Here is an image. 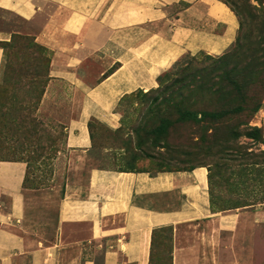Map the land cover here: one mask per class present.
Returning a JSON list of instances; mask_svg holds the SVG:
<instances>
[{"label": "crops", "instance_id": "0c3cea01", "mask_svg": "<svg viewBox=\"0 0 264 264\" xmlns=\"http://www.w3.org/2000/svg\"><path fill=\"white\" fill-rule=\"evenodd\" d=\"M0 9L25 21L47 50V90L63 83L77 97L65 145L84 157L90 122L116 130L124 97L156 88L185 54H223L238 31L218 0H0ZM9 38L0 31V42ZM2 58L0 49V72ZM25 176L24 162L0 161V264H150L159 252L170 264H222V248L246 224L264 229V204L243 213L212 209L203 167H92L85 186L68 179L56 199L55 189L24 186ZM168 229L170 239L153 236Z\"/></svg>", "mask_w": 264, "mask_h": 264}, {"label": "rangeland", "instance_id": "374dc122", "mask_svg": "<svg viewBox=\"0 0 264 264\" xmlns=\"http://www.w3.org/2000/svg\"><path fill=\"white\" fill-rule=\"evenodd\" d=\"M248 1L264 14V0ZM0 31L11 35L3 41L9 43L4 46L3 62L9 64L11 71L5 77L2 69L0 72V150L2 156L25 163L24 186L55 189L56 199L60 186L68 179L85 186L87 171L92 167L155 172L203 166L210 177L209 200L215 211L236 208L243 213L248 211L246 207L264 204V121L260 123L264 99L251 120L245 113L233 120L224 118L219 124L211 120L198 123L194 118L176 113L161 114L159 118V112L148 108L144 100L145 93L151 89L138 90L118 104L120 126L116 130L91 123L92 148L84 157L70 152L65 145V127L70 119L78 116V99L68 94L70 88L63 83L47 90L45 57L48 53H36L28 46L31 41H13L15 37L31 39L30 28L22 19L1 9ZM223 54H185L164 73L170 72L179 61L186 63L194 57L198 63L211 68L214 65L211 59ZM42 91L43 99L38 101ZM190 110L211 116L222 107L207 100ZM160 120L169 123L162 132H158ZM250 127L261 130L262 141L245 136ZM200 134L203 141L198 140ZM257 212L261 213V209ZM245 226L242 236L230 243L231 247L222 248V264H264L263 226L256 230H249L248 224ZM157 236L165 239L168 233L162 231ZM223 238L225 242L227 239ZM163 248L168 249L166 240L161 241V251ZM166 257V253L159 252L155 258H164L165 264ZM156 260L153 264H157Z\"/></svg>", "mask_w": 264, "mask_h": 264}, {"label": "trees", "instance_id": "16d2710c", "mask_svg": "<svg viewBox=\"0 0 264 264\" xmlns=\"http://www.w3.org/2000/svg\"><path fill=\"white\" fill-rule=\"evenodd\" d=\"M218 1L223 3L234 14L238 21V31L234 42L227 49L228 51L226 50L227 52L221 57L211 59V61L214 62V65H212L211 68L204 66L203 63H198L195 59L196 57H194L186 63H183V60L179 61L170 72L163 73L157 78V87L145 93L144 100L146 105L148 104V108L152 107V111L159 112V118H161L162 115L167 116L176 113L177 115L186 116L187 118H194L198 123L211 120L217 121L219 124L224 118H231L229 120H233L235 117L242 116V114L245 113H248L247 116L251 120V118L263 106L264 14L252 6L248 0ZM255 1L261 3V1L258 0ZM30 38L31 39L26 37H15L13 41H16L17 39H24L27 40V42L31 41V45L28 44V46L36 53L39 55L48 53L44 47L34 43L35 41L33 37ZM4 46H9V43L3 41L0 42L2 53L4 51ZM206 57L210 60L208 56ZM45 58V77L48 81L49 58L48 56ZM30 68H33V64L30 65ZM1 69L4 77L5 73L11 71L9 64L6 61L3 62V58ZM112 70H114V68H112ZM250 90L252 91L249 93ZM245 91L247 92L244 93ZM43 92L44 91L38 96V101L41 100ZM207 100L219 105L222 107V110L213 113L211 116L207 115L205 112L190 110V108L197 106L199 103L206 102ZM160 122L162 123L159 124L158 132L164 131L169 124L165 120H160ZM91 125L90 122L88 124L89 132ZM248 130L249 132L245 135L247 138L258 142L262 141V134L259 128L250 127ZM202 138L203 136L200 134L198 140L203 141ZM1 154L2 150H0V161H22L7 157V155H3V157ZM196 167L174 171H188ZM209 179L210 177H208V181ZM231 209L236 208H230L227 210ZM162 231L167 232V238L170 239V229L156 230L153 232V236L156 237L157 233ZM169 250L170 247L168 244L167 251ZM163 259L164 258L156 260V263L163 264ZM169 262L170 257L167 253L165 264H170ZM150 264H153V259L150 260Z\"/></svg>", "mask_w": 264, "mask_h": 264}]
</instances>
